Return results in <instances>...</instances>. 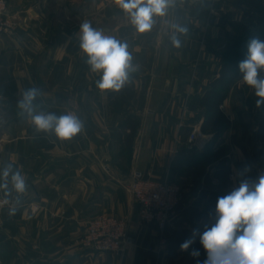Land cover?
I'll return each mask as SVG.
<instances>
[{
    "label": "crops",
    "instance_id": "0c3cea01",
    "mask_svg": "<svg viewBox=\"0 0 264 264\" xmlns=\"http://www.w3.org/2000/svg\"><path fill=\"white\" fill-rule=\"evenodd\" d=\"M96 2L82 0L76 8L84 14L93 6L98 16L92 27L126 41L137 67L123 87L133 95L122 111L109 103L115 91L96 86L100 75L79 47L80 27L73 34L65 19L74 11L68 0H6V14L18 24L0 34V169L19 167L26 190L17 194L9 185L6 195L0 189V264H203L198 235L188 250L181 244L215 223L209 221L218 197L240 179L264 173V135L257 134L264 106L257 107L253 90L239 83L234 65L236 76L219 105L228 118L221 133L189 140L202 111L188 109V102L202 95L223 62L244 60L251 39L264 40V0H174L142 34L115 0ZM173 24L188 29L176 33L179 48L172 45ZM32 87L40 92L37 113H74L83 131L71 140L38 132L17 106L22 90ZM129 115L137 127L128 142ZM134 174L180 186L176 213L162 232L139 218V205L126 190ZM11 207L17 209L13 216ZM99 214L127 221L121 255L76 243Z\"/></svg>",
    "mask_w": 264,
    "mask_h": 264
},
{
    "label": "clouds",
    "instance_id": "9594fccd",
    "mask_svg": "<svg viewBox=\"0 0 264 264\" xmlns=\"http://www.w3.org/2000/svg\"><path fill=\"white\" fill-rule=\"evenodd\" d=\"M117 6L130 18L137 33L150 32L158 17H165L174 0H115ZM175 32L171 36L172 45L181 47L179 34H187L188 29L173 24ZM79 47L86 55L90 70L100 75L96 86L100 90L119 91L128 82L130 73L137 70L126 41L105 35L94 29L87 21L80 25L77 33ZM240 84L253 90L257 107L264 106V40L253 38L248 43L246 58L239 62ZM40 94L32 87L21 92L18 108L26 115L38 132H52L61 140H71L83 131V122L74 114L57 116L53 113H37L34 101ZM248 171V169H245ZM11 190L22 194L26 190V175L12 163L0 169V189L5 194ZM17 209L11 207L9 215ZM206 223L203 232L193 231V238L181 244L186 251L199 236V242L206 252L203 264H264V173L256 179L242 178L238 186L217 198L215 212ZM192 256L198 257L199 250Z\"/></svg>",
    "mask_w": 264,
    "mask_h": 264
},
{
    "label": "built area",
    "instance_id": "2783aa9c",
    "mask_svg": "<svg viewBox=\"0 0 264 264\" xmlns=\"http://www.w3.org/2000/svg\"><path fill=\"white\" fill-rule=\"evenodd\" d=\"M6 10V0H0V32H10L17 23V18L7 15ZM191 78H194L193 74ZM199 137H202V132L199 123H195L191 126L189 140H196ZM126 190L139 205L140 220L154 224L162 232L176 213L181 194L179 184L167 179L140 177L134 174L126 184ZM160 239L163 243L164 238ZM128 240V224L125 219L99 214L87 222L85 232L76 243L95 252H112L121 255Z\"/></svg>",
    "mask_w": 264,
    "mask_h": 264
},
{
    "label": "trees",
    "instance_id": "16d2710c",
    "mask_svg": "<svg viewBox=\"0 0 264 264\" xmlns=\"http://www.w3.org/2000/svg\"><path fill=\"white\" fill-rule=\"evenodd\" d=\"M234 51L235 50H232L230 53H233ZM241 61L242 57L241 59L239 58V61H237L238 63L236 62V64L230 63L227 60L226 62H223L218 72H216L217 75L215 73L208 81L207 87L202 95L196 97L194 96L189 100L188 109H201L202 111V121L200 124V131L202 133H208L210 130H213L215 131V134L218 135L228 123V118L220 110L219 105L222 103L226 95V91L230 82L236 76V69L233 68V65L236 66L235 68H238V64ZM108 95L111 97L109 103L112 105V109L122 111L121 106L123 104L126 106L129 104V100L133 95V91L129 88H122L120 92H110ZM128 117V119H134V121L129 126L130 131L128 132L126 138V140L129 142L136 133L137 121L135 115H129ZM257 134L260 136L264 135V110L262 111L258 121Z\"/></svg>",
    "mask_w": 264,
    "mask_h": 264
},
{
    "label": "rangeland",
    "instance_id": "374dc122",
    "mask_svg": "<svg viewBox=\"0 0 264 264\" xmlns=\"http://www.w3.org/2000/svg\"><path fill=\"white\" fill-rule=\"evenodd\" d=\"M105 1L106 0H100V3H105ZM81 2H82V0H70V1L68 0V4H71L72 9L74 11H73V13L71 15H70V13L67 12L65 14V19L67 20V22H70V24H71L70 27L72 28L73 34L76 33V31L78 30L77 28L80 27V24L82 23L83 19H87L89 21V23L91 24V26H92L93 24L96 23V19H97V16H98V13H96L95 10L93 9L95 7L94 4L97 3L96 0H91V5H93L94 7L93 6H92L93 8L90 7V11L87 12V13L85 12L84 14L83 13L81 14L79 9L76 8V7H79L81 5ZM62 3H63V0H62ZM17 24L18 23H16V25L14 26V28L11 29L10 32H0V34L12 33L16 29ZM1 203L2 202H0V207H1Z\"/></svg>",
    "mask_w": 264,
    "mask_h": 264
}]
</instances>
